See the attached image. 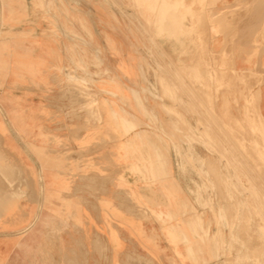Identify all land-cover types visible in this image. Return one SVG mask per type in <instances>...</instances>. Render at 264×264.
<instances>
[{"label":"rangeland","instance_id":"rangeland-1","mask_svg":"<svg viewBox=\"0 0 264 264\" xmlns=\"http://www.w3.org/2000/svg\"><path fill=\"white\" fill-rule=\"evenodd\" d=\"M0 264H264V0H0Z\"/></svg>","mask_w":264,"mask_h":264},{"label":"bare ground","instance_id":"bare-ground-1","mask_svg":"<svg viewBox=\"0 0 264 264\" xmlns=\"http://www.w3.org/2000/svg\"><path fill=\"white\" fill-rule=\"evenodd\" d=\"M178 68V67H177ZM178 70V69H177ZM261 145V144H260ZM263 147V146H262ZM240 148V147H239ZM226 150V149H225ZM216 151V150H215ZM223 151V150H222ZM221 151V152H222ZM263 151V150H262ZM218 152V151H217ZM220 152V151H219ZM260 154V153H259ZM226 155V154H225ZM249 155V154H248ZM237 156V155H236ZM261 156H262V154H261ZM250 159V158H249ZM200 160V159H199ZM223 160V159H222ZM225 161V160H224ZM239 162V161H238ZM204 164V163H203ZM244 165V164H243ZM236 166V165H235ZM240 167V166H239ZM242 167V166H241ZM232 168H234V167H232ZM234 171H235V169H233ZM248 171V170H247ZM244 172V171H243ZM254 172V171H253ZM251 174V173H250ZM246 175V174H245ZM235 176V175H234ZM227 178V177H226ZM237 181V180H236ZM257 191V190H256ZM263 199V198H262ZM226 206V205H225ZM225 212V211H224ZM261 212V211H260ZM220 215H221V213H219ZM216 217V216H215ZM34 222V221H33ZM31 226V225H30ZM30 226H28V228L30 227ZM221 241V240H220ZM225 242V241H224ZM233 245V244H232ZM237 247V246H236ZM242 249V248H241ZM231 251V250H230ZM239 255V254H238ZM230 258H231V256H230ZM228 261V260H227ZM233 261V260H232ZM226 262V261H225ZM238 262V261H237ZM244 263V262H243Z\"/></svg>","mask_w":264,"mask_h":264}]
</instances>
